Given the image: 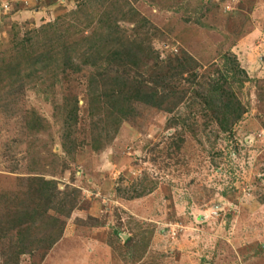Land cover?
<instances>
[{"label": "rangeland", "instance_id": "rangeland-1", "mask_svg": "<svg viewBox=\"0 0 264 264\" xmlns=\"http://www.w3.org/2000/svg\"><path fill=\"white\" fill-rule=\"evenodd\" d=\"M7 1L0 264H264V0Z\"/></svg>", "mask_w": 264, "mask_h": 264}, {"label": "trees", "instance_id": "trees-1", "mask_svg": "<svg viewBox=\"0 0 264 264\" xmlns=\"http://www.w3.org/2000/svg\"><path fill=\"white\" fill-rule=\"evenodd\" d=\"M42 61L43 60H41V63ZM177 69L178 67L175 68L173 72H175ZM232 69L229 71L230 73H232ZM220 83L221 81H211L209 83V87L211 88L212 95H210V91H205L202 96H199V99L203 100V107L212 114V120L216 124H218L220 131L225 133L228 131H232V127L234 126V124L238 123L241 120L245 111L241 105V102L237 100V98L231 92L228 93L222 91L218 93V91L220 90ZM206 85L208 86V84ZM166 88L169 90L168 86H166ZM127 90L128 89L125 86L120 90H110L109 94H107L112 98L111 100L107 98V103L113 108L109 115V118H111L115 122V125H117L122 116L124 120L128 115V113H123V108L129 107V105L127 106L126 104L127 94H124ZM141 98L143 99L142 102L146 104L161 106L154 101V96L152 95L145 94ZM56 220L57 219L55 218V221ZM50 236H52V234H50Z\"/></svg>", "mask_w": 264, "mask_h": 264}, {"label": "built area", "instance_id": "built-area-1", "mask_svg": "<svg viewBox=\"0 0 264 264\" xmlns=\"http://www.w3.org/2000/svg\"><path fill=\"white\" fill-rule=\"evenodd\" d=\"M12 0H8L6 4H2V10L4 11V13H7L8 11H10V8L12 6ZM28 3H26L27 5Z\"/></svg>", "mask_w": 264, "mask_h": 264}, {"label": "crops", "instance_id": "crops-1", "mask_svg": "<svg viewBox=\"0 0 264 264\" xmlns=\"http://www.w3.org/2000/svg\"><path fill=\"white\" fill-rule=\"evenodd\" d=\"M33 12V11H32Z\"/></svg>", "mask_w": 264, "mask_h": 264}]
</instances>
